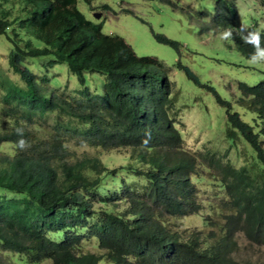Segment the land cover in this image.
Listing matches in <instances>:
<instances>
[{
  "label": "trees",
  "instance_id": "trees-1",
  "mask_svg": "<svg viewBox=\"0 0 264 264\" xmlns=\"http://www.w3.org/2000/svg\"><path fill=\"white\" fill-rule=\"evenodd\" d=\"M15 1L20 10L13 14L11 6L3 5L8 0H0V33L7 34L11 43L8 65L25 89L3 82L2 110L26 124L10 130L0 125V143L12 142L16 147L11 156L0 154V188L22 194L0 197L2 246L25 254L33 263L49 259L52 264H100L102 256L79 249L85 237H94L106 250L105 258L114 264H254L251 259L241 263L234 254L239 250L238 232L252 245L264 247L263 174L261 182L257 181L247 167L234 168L213 153H201L207 165L220 171L232 210L223 215L219 235L212 229L204 241L196 233L183 239L171 225L169 217L200 210L191 179L198 158L184 147L182 131L170 115L172 82L158 58L137 55L121 35L105 33L101 22L79 10L78 0ZM162 1L177 8L173 0ZM235 6V0H215L212 21H201L200 26L206 30L231 27L235 48L249 57L252 46L244 44L234 29ZM248 28L257 30L254 25ZM259 31L264 37V28ZM155 36L179 48V41L164 34ZM33 38L42 45L33 44ZM26 56L46 58L47 67L67 64L83 86L78 90L80 97L72 99L52 89L43 95L35 75L22 67ZM178 66L198 82L187 66L181 62ZM86 71L106 75L103 94L91 92ZM239 86L242 96L238 101L254 111L260 122L254 119L251 124L229 109L227 120L255 148L264 165V79ZM53 110L89 122L83 128L65 126L77 144L130 146L141 166L127 169L147 180L142 193L125 185L122 193L102 198L101 220L90 225L86 234L70 230L85 227L97 212L95 200L86 193L97 190L107 167L88 153L73 161L66 159L67 149L59 134L43 146L30 144L26 125L37 114ZM20 139L26 141L23 148ZM50 231L67 232L61 240H54L46 235Z\"/></svg>",
  "mask_w": 264,
  "mask_h": 264
},
{
  "label": "rangeland",
  "instance_id": "rangeland-1",
  "mask_svg": "<svg viewBox=\"0 0 264 264\" xmlns=\"http://www.w3.org/2000/svg\"><path fill=\"white\" fill-rule=\"evenodd\" d=\"M173 2L177 8L162 0H91L90 3L78 0L77 6L88 19L101 22L105 33L121 35L137 55L158 58L167 68L172 82L170 115L182 131L184 147L198 158L197 171L191 175V179L197 188L200 204L198 212L169 217V220L183 239H189L196 233L204 241L209 239L212 229L219 235L220 225L224 222L223 215L232 208L230 197L221 183L220 171L207 165L201 153L204 156L213 153L214 157L234 168L247 167L257 181L261 182L263 178L264 165L258 161L255 148L250 142L231 126L227 120V110L237 111L242 119L251 124L255 123L254 119L260 122L256 113L243 106L238 98L242 96L241 83L252 86L264 79V66L250 65L248 57L237 51L232 39L221 40L218 32L222 29H201V21L210 23L213 19L215 0ZM3 5L11 6L13 14L20 10L15 0H8ZM235 5V30L239 31L240 25H254L257 30L264 28V0H235ZM158 33L179 41V48L159 41L155 36ZM33 44L42 45L34 38ZM10 47L7 34L0 33V125L5 130L26 124L24 120L16 119L2 110V97L5 94L3 82H12L22 88L18 74L8 65ZM46 62V58L39 56H27L23 60V65L38 76L42 94L48 95L52 89L72 99L80 97L78 90L83 86L67 64L47 67ZM178 62L187 66L198 78V82L188 78ZM85 76L92 93L105 92V74L86 71ZM213 91L224 101H218ZM33 119L34 122L26 125L30 130V144L43 146L52 141L53 134H59L62 146L67 149L66 159L73 161L88 153L90 156H98L107 167V173L101 175L97 190L86 193L95 200L97 212L88 218L85 227L77 226L70 231L86 234L90 225L101 220L102 198H108L116 192L122 193L125 185L141 193L146 188L147 180L127 169L129 166H141L135 158V150L130 146L104 148L89 143L77 144L78 140L65 131V126L83 128L89 122L69 117L57 110L37 114ZM15 149L12 142L0 143V154L11 156ZM21 196L0 188V197ZM110 207L107 206V209ZM66 232L50 231L46 235L61 240ZM237 240L239 250L234 254L237 260L243 263L245 259H251L254 264H264L263 246L260 248L252 245L242 232L237 233ZM79 249L102 256L100 264H114L105 258L106 250L99 246L94 237H85ZM0 264H52V261L44 259L37 263L30 262L25 254L4 248L0 241Z\"/></svg>",
  "mask_w": 264,
  "mask_h": 264
},
{
  "label": "clouds",
  "instance_id": "clouds-1",
  "mask_svg": "<svg viewBox=\"0 0 264 264\" xmlns=\"http://www.w3.org/2000/svg\"><path fill=\"white\" fill-rule=\"evenodd\" d=\"M237 35H239L240 40L244 44L251 45L253 50H254L248 57L249 64L253 65V66H264V37H262L261 31L255 30V29H249L247 26L240 25ZM218 37L221 40L234 39V33L232 31V28L231 27L223 28L222 30H220L218 32ZM45 65L47 66V64H45ZM23 68H25V69H27V71L31 72L27 67L24 66ZM31 73L33 75H35L36 82L40 86V89H41V85L38 82V79H39L38 76L33 72H31ZM18 81L22 84L19 77H18ZM19 88H21V87H19ZM22 89H25L23 84H22ZM42 91L43 90H41V93H42ZM16 131H17V133L22 134L23 130L21 128H17ZM18 143H19V146L21 148L26 146V141L23 139H20Z\"/></svg>",
  "mask_w": 264,
  "mask_h": 264
}]
</instances>
